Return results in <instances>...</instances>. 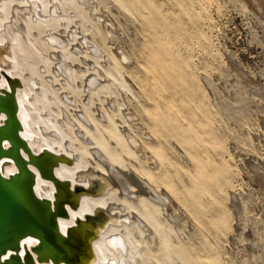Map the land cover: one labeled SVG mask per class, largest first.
I'll use <instances>...</instances> for the list:
<instances>
[{
    "label": "rangeland",
    "instance_id": "obj_1",
    "mask_svg": "<svg viewBox=\"0 0 264 264\" xmlns=\"http://www.w3.org/2000/svg\"><path fill=\"white\" fill-rule=\"evenodd\" d=\"M95 3L102 39L106 25L121 33L132 62L102 80L153 135L155 180L183 217L150 263L264 264V0Z\"/></svg>",
    "mask_w": 264,
    "mask_h": 264
},
{
    "label": "bare ground",
    "instance_id": "obj_2",
    "mask_svg": "<svg viewBox=\"0 0 264 264\" xmlns=\"http://www.w3.org/2000/svg\"><path fill=\"white\" fill-rule=\"evenodd\" d=\"M101 19L95 0H0V97L9 98L15 111L17 155L29 170L31 193L54 209V230L71 235L76 259L84 255L87 229L91 257L84 264H151V257L159 261L157 254L166 252L170 232L181 229L183 217L155 180L162 166L148 148L155 147L153 135L111 96L108 79L102 80L107 75L122 81L120 70L132 62L117 44L121 33L106 25L102 39ZM76 35L80 46L73 44ZM84 49L92 60L82 59L81 67L77 56ZM252 89L258 91L255 83ZM0 117L2 125L6 113ZM3 146L9 150L7 139ZM175 157L187 167L186 158ZM32 158L60 182L43 174ZM17 171L12 157L0 159L4 177ZM260 179L264 189V175ZM93 182L98 193H91ZM76 186L83 191L71 206L64 200ZM100 213L106 215L102 223L90 219ZM26 240L38 241L22 237L18 250L8 248L0 260L16 254L26 263L29 251L36 264H54L38 261V243Z\"/></svg>",
    "mask_w": 264,
    "mask_h": 264
},
{
    "label": "water",
    "instance_id": "obj_3",
    "mask_svg": "<svg viewBox=\"0 0 264 264\" xmlns=\"http://www.w3.org/2000/svg\"><path fill=\"white\" fill-rule=\"evenodd\" d=\"M6 113L7 118L4 124L0 125V159L12 157L18 165V171L4 177L0 172V256L8 249L18 250L19 240L27 235L36 237L39 241L34 249L38 261L51 260L54 264H84L90 259L91 253L88 247V241L91 237V231L85 232V241L81 246L84 248V255L76 259V251L72 250L71 235H63L54 230L56 215L54 209L49 210L47 204L34 198L30 186L32 184L29 170L26 169L23 162L17 155V127L18 122L11 100L7 97H0V112ZM7 139L10 143L9 150L4 148L3 141ZM38 158L39 160V156ZM32 158L30 162L36 165L40 171L51 176L55 183L60 181L54 174L43 171L42 165L38 160ZM46 172V173H45ZM97 185L93 182L91 193L96 191ZM83 191L82 187L76 186L71 191V196L65 199L71 206L76 204V196ZM74 195V196H73ZM57 197V196H55ZM105 214L100 213L98 217L90 219L97 223H102ZM26 263L19 262L16 254H10L8 259L0 260V264H36L31 252L27 251Z\"/></svg>",
    "mask_w": 264,
    "mask_h": 264
},
{
    "label": "snow or ice",
    "instance_id": "obj_4",
    "mask_svg": "<svg viewBox=\"0 0 264 264\" xmlns=\"http://www.w3.org/2000/svg\"><path fill=\"white\" fill-rule=\"evenodd\" d=\"M0 87H3V85H0ZM3 117H0V119H2ZM6 143V142H5ZM28 243H39V241H35V240H26L25 241V244H28ZM92 264H94V262H92Z\"/></svg>",
    "mask_w": 264,
    "mask_h": 264
}]
</instances>
